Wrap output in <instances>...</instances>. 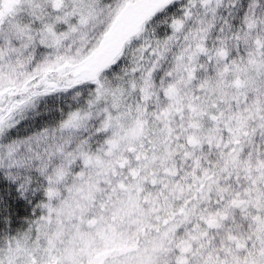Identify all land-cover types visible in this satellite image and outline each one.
<instances>
[{
    "label": "snow or ice",
    "instance_id": "snow-or-ice-1",
    "mask_svg": "<svg viewBox=\"0 0 264 264\" xmlns=\"http://www.w3.org/2000/svg\"><path fill=\"white\" fill-rule=\"evenodd\" d=\"M0 264H264V0H0Z\"/></svg>",
    "mask_w": 264,
    "mask_h": 264
}]
</instances>
